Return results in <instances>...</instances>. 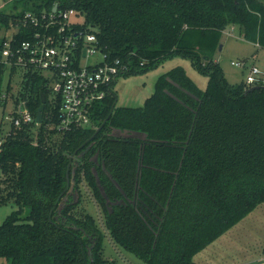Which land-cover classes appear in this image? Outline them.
<instances>
[{"label":"trees","instance_id":"1","mask_svg":"<svg viewBox=\"0 0 264 264\" xmlns=\"http://www.w3.org/2000/svg\"><path fill=\"white\" fill-rule=\"evenodd\" d=\"M55 4L83 16L80 30L95 33L110 60L129 61L127 74L182 56L207 84L200 89L177 66L157 78L141 107L114 106L108 117L111 92L93 126L59 131L60 98L49 101L42 75L23 73L14 103L25 100L35 118L41 93L46 102L41 124L12 125L0 141V205L16 206L0 225V260L114 264L82 206L85 187L114 243L145 264H194L264 204V85L229 84L211 57L231 26L264 48V0H23L25 10L0 13V22L16 26L26 12L48 13ZM33 31L19 25L13 44Z\"/></svg>","mask_w":264,"mask_h":264},{"label":"built area","instance_id":"2","mask_svg":"<svg viewBox=\"0 0 264 264\" xmlns=\"http://www.w3.org/2000/svg\"><path fill=\"white\" fill-rule=\"evenodd\" d=\"M83 24V16L73 9L58 12L56 8L54 12L39 14L26 12L17 27H32L34 31L29 39L16 45L11 37L0 45V70H3L0 104L8 98L6 87L11 83L12 88L11 79L15 74L11 76V68L16 67L20 78L29 71L42 75L48 81L53 99L60 98L59 131L93 126L97 106L113 92L118 77L127 74L132 66L120 58L110 60L98 45L95 33L80 30ZM229 29L233 31L234 27ZM96 54L101 56L98 63L82 65V60ZM231 65L242 67L244 62H231ZM6 71L8 76L4 82ZM244 82L246 85H264V72L252 66ZM32 121L34 118L26 101L14 103L11 125L19 127Z\"/></svg>","mask_w":264,"mask_h":264},{"label":"rangeland","instance_id":"3","mask_svg":"<svg viewBox=\"0 0 264 264\" xmlns=\"http://www.w3.org/2000/svg\"><path fill=\"white\" fill-rule=\"evenodd\" d=\"M23 0H0V13L16 15L25 10L22 5ZM77 21L76 18H73ZM79 23L82 21L79 20ZM16 26L12 24L5 27L0 22V45L3 40H10L16 32ZM230 33V34H229ZM211 57L217 63L229 84H237L245 80L252 66L257 67L264 72V48L256 46L252 42L245 41L239 37L237 27L231 31L229 27L220 33L218 44L211 53ZM101 60V56L96 54L82 60V65H93ZM231 62H244L242 67L231 65ZM182 67L186 75L199 87L205 89L207 77L200 74L191 64L188 57L173 56L161 60L157 65L144 72L136 74H125L116 80L113 84V93L116 98V107H141L144 101L154 92V86L157 78L174 67ZM20 72L17 71L12 76V90L8 94L5 103L0 104V141L11 128V116L14 106V98L20 86ZM8 72L4 73V82L7 80ZM52 96L49 101H52ZM74 155L71 157L70 170H73ZM1 176V172H0ZM84 201L82 206L85 211L92 215L103 234V255L108 261L114 264H145L130 251L117 245L111 239L108 231L103 226V215L100 209L90 199L85 187H81ZM74 199H77L74 194ZM16 209L15 204L7 203L0 205V225L4 219ZM28 214L24 209L21 217ZM264 257V204L259 205L249 215L239 223L229 229L226 233L208 245L204 250L193 257L194 264H250L253 261L258 262ZM252 261V262H251ZM0 264H9L0 260Z\"/></svg>","mask_w":264,"mask_h":264},{"label":"water","instance_id":"4","mask_svg":"<svg viewBox=\"0 0 264 264\" xmlns=\"http://www.w3.org/2000/svg\"><path fill=\"white\" fill-rule=\"evenodd\" d=\"M56 8H57V4H55V5L53 6L52 11L54 12V11L56 10ZM259 86H260V85H255L254 87H252V89H253V88H258ZM115 100H116V99H115ZM45 102H46L45 95L41 93V105L37 108V110H36V115H35V118H34V121H35V123H37V124H41L42 121H43V113H44ZM114 106H115V102H114V104H113V106H112V108H111V110H110V113H109L108 117H109L110 114L112 113V110H113ZM99 129H100V128H98V129L96 130V132L99 131ZM96 132H95V133H96ZM93 136H94V135H93ZM93 136H92V137H93ZM92 137H91V138H92ZM72 156H73V155H71V156L69 157V164H68V166H67V170H66V175H67V177H68V169H69V165H70V161H71V157H72ZM71 176H72V180H73V179H74V167H73V170H72ZM64 199H67V198H64Z\"/></svg>","mask_w":264,"mask_h":264},{"label":"crops","instance_id":"5","mask_svg":"<svg viewBox=\"0 0 264 264\" xmlns=\"http://www.w3.org/2000/svg\"><path fill=\"white\" fill-rule=\"evenodd\" d=\"M256 45V44H255ZM257 46V45H256ZM252 262V261H251ZM250 264H264V257H262V258H260L259 260H258V262H252V263H250Z\"/></svg>","mask_w":264,"mask_h":264}]
</instances>
